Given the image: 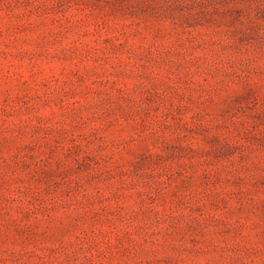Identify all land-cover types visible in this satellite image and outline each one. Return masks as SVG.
Wrapping results in <instances>:
<instances>
[{"label":"rangeland","instance_id":"374dc122","mask_svg":"<svg viewBox=\"0 0 264 264\" xmlns=\"http://www.w3.org/2000/svg\"><path fill=\"white\" fill-rule=\"evenodd\" d=\"M0 264H264V0H0Z\"/></svg>","mask_w":264,"mask_h":264}]
</instances>
